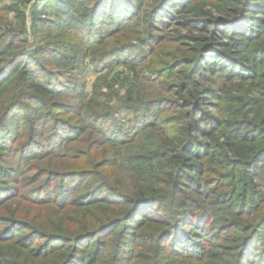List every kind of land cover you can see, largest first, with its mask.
Listing matches in <instances>:
<instances>
[{"label":"trees","instance_id":"trees-1","mask_svg":"<svg viewBox=\"0 0 264 264\" xmlns=\"http://www.w3.org/2000/svg\"><path fill=\"white\" fill-rule=\"evenodd\" d=\"M143 3L0 7V264H264V0H156L137 18ZM183 15L187 51L140 70L166 79L179 101L138 93L114 114L141 112L128 140L107 136L70 78L85 44L106 35L96 23L140 19L138 37ZM28 18L48 46L29 50ZM138 49L107 47L94 65Z\"/></svg>","mask_w":264,"mask_h":264},{"label":"rangeland","instance_id":"rangeland-1","mask_svg":"<svg viewBox=\"0 0 264 264\" xmlns=\"http://www.w3.org/2000/svg\"><path fill=\"white\" fill-rule=\"evenodd\" d=\"M22 2V0H0V7L4 5L12 6L17 2ZM142 0H136V2H141ZM142 11L137 16L143 17V14H147L153 5H155L156 0H143ZM31 5L27 3V5L22 6L26 12L30 11ZM83 9H79V12H82ZM3 23L12 24L16 23V17L13 13L3 14ZM30 17V16H29ZM186 16L183 15L180 18H168L164 16V21L167 23H162L160 20L158 21L159 29H153L150 33H143L137 37V32L133 33L136 29L139 28L140 19H127L125 16L120 20L117 18H113L117 20L116 23L113 22L112 26L108 24H103L101 21L96 23L100 29H105L106 35H103L101 42L100 39H91L85 44L86 57L84 58V62L82 63V67L76 69L71 75L72 84H76V86H81L83 89V104L89 106V112L93 114H102L106 121L101 125L100 128L105 129V134L107 136H111L112 138H122L124 140H128L127 136L130 129L133 127L135 121L137 120V116H140L141 112L138 111L132 112H120L117 113L114 117L115 112L121 107H134L135 103L126 102L129 98L133 99L137 97L138 93H145V101H150L151 96H157L160 98H166V100H178L179 95L176 94V90L169 89L168 86L170 83H163L164 78H158V75L155 73L149 74L146 79L142 77L140 70L143 66H149L151 61L157 59L160 66L163 61H173L171 56H175L180 58L184 52L187 51V44L182 43L180 40L181 35L186 33L184 26L182 25L183 18ZM106 23H109L106 22ZM31 20L28 18V35L26 34L27 45L30 48L29 50H36V48L40 45L48 46L45 44L46 39H41L37 42L30 31ZM18 27L17 24L13 26V28ZM119 29L116 34H108L107 30L114 31ZM48 33V34H47ZM44 34L47 36L50 34L49 42L51 45L58 42V33L56 31L45 30ZM46 36V37H47ZM156 36V37H150ZM148 39V41L144 46L140 47L142 44L139 39ZM75 40V39H73ZM130 42L132 46L138 47V50H129L125 54L122 52L116 53L114 56L107 59L105 63H102L103 66L97 68L94 65V60L100 55V52H103L107 47L116 46L119 44H125ZM104 43V45H100ZM68 48L66 50L70 56H73L78 48L77 40L70 41L68 44ZM124 46H120L123 48ZM51 57H56V55H52ZM136 58L138 59L137 62ZM141 64V67H140ZM135 65V66H134ZM56 69V68H55ZM178 72V70H176ZM134 76V77H133ZM139 78V85L137 87V79ZM61 73H55L53 76L54 79H61ZM60 81V80H58ZM99 96V97H98ZM122 97L125 101L122 100ZM164 106H170V103L167 101L163 103ZM93 107V109H92ZM168 108L167 110H170ZM166 110V109H164ZM163 116H168L167 113H164ZM88 133H84L81 135V138H85ZM149 134V133H148ZM101 130L96 134H94V138L101 139ZM151 135V134H150ZM153 140L155 138L153 137ZM81 146V145H75ZM136 149L144 148L149 146L145 141L135 144ZM131 172L128 167L120 170V179L127 183H131L130 179ZM264 180V177H263ZM144 261L140 260L138 264H143Z\"/></svg>","mask_w":264,"mask_h":264}]
</instances>
